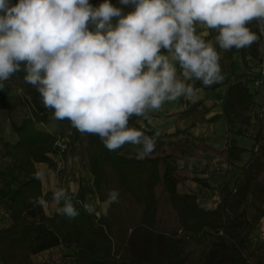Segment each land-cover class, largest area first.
<instances>
[{"label":"trees","instance_id":"1","mask_svg":"<svg viewBox=\"0 0 264 264\" xmlns=\"http://www.w3.org/2000/svg\"><path fill=\"white\" fill-rule=\"evenodd\" d=\"M110 2L122 7L124 14L132 8L120 5L119 0ZM89 3L97 7L103 0H89ZM118 19L114 17L112 24ZM248 27L259 40L248 48L227 50L229 73L222 82L212 85L213 88L224 86V92L221 112L209 120L222 118L227 132L235 136L246 134L251 126L250 112L255 98L249 88L252 77L238 71L232 59L239 54L242 66L248 70L250 59L257 57L264 42V35L260 34L264 22L253 21ZM89 30L95 31V26L90 24ZM215 33L218 30L211 31L206 38L212 39L218 49ZM15 75L29 94L32 115L15 127V143H3V156L12 164L8 172L0 173V206L8 219L6 225L0 226V264H32V254L51 247L66 250L65 255L73 264H191L182 248L184 238L202 235H212L214 239L206 256L196 264H249L252 254L245 239L249 229L246 204L255 205L264 217V124H259L248 148L238 144L235 138L227 139V166L239 171L232 181H224L219 187L218 201L212 209L201 207L196 195L177 191L175 167L168 162V155L141 160L119 150L110 152L98 136L85 133L74 153L80 164L87 167L98 200L103 202L108 190L118 189L120 203L100 211L99 216L79 210V215L69 220L55 214V210L46 213L30 202L31 198L40 196L47 200L41 180L35 178L36 163H46L55 172L57 188L66 169L59 168L55 146L58 133L36 127V123L47 122L51 109L43 107L39 92L25 82L23 70L12 76ZM188 83L194 89L203 87L199 81ZM4 100L5 96L0 94V109L6 108ZM199 105L195 102L186 110L198 109ZM201 109L209 112V108ZM136 118L131 117L129 122ZM75 131L78 130L71 125L68 146L72 145ZM68 149L60 155L64 163ZM244 154L247 157L243 160Z\"/></svg>","mask_w":264,"mask_h":264},{"label":"clouds","instance_id":"2","mask_svg":"<svg viewBox=\"0 0 264 264\" xmlns=\"http://www.w3.org/2000/svg\"><path fill=\"white\" fill-rule=\"evenodd\" d=\"M119 4L132 8L124 14L110 0L97 7L89 0H18L14 5L0 0V90L23 70L25 82L39 92L44 108L54 109L55 119L98 136L110 152L138 145L137 159L143 160L154 152L156 137L129 127L130 118L150 120L148 113L165 102L194 98L190 81L210 87L223 80L216 47L197 34V25L218 30L215 41L222 50L248 48L259 40L248 25L264 22V0ZM114 17L119 18L115 26ZM30 202L41 208L49 203L43 196ZM52 202L55 214L69 220L79 215L76 204L89 213L96 209L92 201L74 203L63 187L53 191ZM119 203V190H108L104 207Z\"/></svg>","mask_w":264,"mask_h":264},{"label":"crops","instance_id":"3","mask_svg":"<svg viewBox=\"0 0 264 264\" xmlns=\"http://www.w3.org/2000/svg\"><path fill=\"white\" fill-rule=\"evenodd\" d=\"M10 2L14 5L18 3V0H10ZM115 25L116 23L113 24V26ZM211 31L216 30L197 25V34L205 39L206 42H212L213 44L212 39L206 38ZM218 34L219 33H215L214 39ZM216 50L220 56L219 63L221 65V74L224 79L229 73L228 68L230 61L226 57V50H222L220 48ZM232 61L234 63L235 55L233 56ZM180 71L181 70L177 65L178 76ZM13 81H15V83ZM200 83L202 84V82ZM195 91L196 95L194 98L189 99L183 97L182 100L178 98L175 101L165 102L159 110L148 113V116L151 118L150 120L145 119L144 117H137L135 121L129 122V127L144 131L145 135L155 136L156 146H158L159 149L165 148L171 143V141L176 139H183L185 145L192 144L193 141H197L194 137L200 136V132H203L204 138L210 136L209 139L204 141L210 148L200 150L199 153L203 155L208 154L213 157L217 156L215 155L216 153L214 152V149H217V146H221L222 143L226 144L227 126L222 118L215 121H210L209 119L221 112V101L224 86H222L221 92L219 87L213 90H208V87H205L204 85L203 87L195 89ZM0 94L5 96L4 102L6 104V108L0 109V163L2 164V158L8 161V159L3 156V143H15L17 141L15 127L20 126L25 118L31 117L32 107L29 103V94L18 75L11 76L9 81L5 82V89L0 90ZM195 102L200 103L199 108L187 111L186 109L188 105ZM201 107L209 108V112L204 113ZM36 124L37 128L47 132L64 133L65 131H63V129L67 128V132L69 135L71 134V123L69 120L55 119L54 109L49 111L48 120L45 124ZM157 132L159 133L158 136H156ZM84 135L85 133H81L80 131L72 133V149L80 146ZM225 144H223V158L226 163ZM138 147L140 146L125 144L118 150L123 154L128 153L126 155L137 157L136 149ZM72 149H69L66 153L65 162L67 169L62 178L60 187L66 189L68 193H78L87 202H95L96 209L105 211L106 208L104 207L103 202L98 200L95 189L92 186L91 176L87 167L80 164L78 155H76ZM156 150H154V152L148 157L158 156ZM35 166L37 171L42 174V178L40 180L43 191L46 193L50 191L53 194V191L57 188L55 187L56 185H54L55 172L46 163H36ZM206 174L207 173H205V175ZM176 189L179 193H189L188 191H185V189H183L178 182L176 184ZM47 201L49 200L47 199ZM56 207L57 205L51 200L48 203V206L43 209L46 213H51ZM6 217L7 214L5 213V219L0 226L7 224L8 219Z\"/></svg>","mask_w":264,"mask_h":264},{"label":"rangeland","instance_id":"4","mask_svg":"<svg viewBox=\"0 0 264 264\" xmlns=\"http://www.w3.org/2000/svg\"><path fill=\"white\" fill-rule=\"evenodd\" d=\"M258 49L259 53L257 57L250 59L249 61L248 70L242 66L239 54H235L234 61V66H236L238 71H245L248 76L252 77L249 88L254 92L255 105L250 112L251 115H253L251 126L247 127V133L242 136H235L233 133L226 131V140L230 137L235 138L238 144L247 148L253 143V136L257 131L259 124H264V84L262 86L254 84V80L257 78L256 75L258 74L259 65L261 61L264 60V42L260 44ZM13 82L15 83V81ZM216 88L218 87L213 88V86H210L208 87V90ZM219 88L221 92L222 85H220ZM67 130V128H64V133H67ZM209 138L210 136L204 138L203 132H200V136L194 137L197 141H193L192 144L185 145L183 139H176L171 141V143L165 148L159 149L158 146L155 148V150L157 149L156 152L159 157L165 155L169 156L168 162L175 167L174 176L178 180V183H180V186L185 189V191L196 195L197 202L205 209H212L216 205L218 201V189L221 187L223 181H232L239 171V169L226 165L223 158V144L225 143H222L221 146H217V149H214V152L216 153L215 155H217L215 157L199 153L200 150L210 148L204 142ZM69 147V149H72L73 144ZM79 147L72 150L74 151ZM246 157L247 154H244L243 160L246 159ZM2 159V164L0 163V173L9 171L12 164L10 160L7 161L4 158ZM63 167L64 169H67L66 162L63 164ZM205 173L207 174L205 175ZM262 180H264V174ZM6 182L7 181H5L4 184H7ZM157 191L159 192V195L162 193L161 186L158 187ZM47 193L50 195H47V199L50 202L52 200V192L49 191ZM246 210L249 217V229L245 233V239L249 246L248 252L252 254L248 258L249 264H264V217L261 216L260 212L256 209V206L251 203L246 204ZM4 219L5 213L0 206V225ZM213 239L214 237L212 235L196 237L188 236L184 238L182 248L185 253H188L191 264L198 263L206 256ZM61 249L64 251L63 248ZM35 262L38 264L36 257Z\"/></svg>","mask_w":264,"mask_h":264},{"label":"built area","instance_id":"5","mask_svg":"<svg viewBox=\"0 0 264 264\" xmlns=\"http://www.w3.org/2000/svg\"><path fill=\"white\" fill-rule=\"evenodd\" d=\"M256 79L254 80V84L257 86H262L264 84V60L261 61L259 68H258V74L256 75ZM68 142H69V133H58L56 139H55V146L58 149L57 151V157H59V168H64L63 164L64 161L61 159L60 160V155L62 152L68 149ZM58 171V169H57ZM71 196L72 200L74 203L76 201H80L83 203H87L78 193H69ZM76 207L83 211L84 208L82 207V204H76ZM89 213V212H86ZM94 216H99L100 215V210L95 209L94 212L91 213ZM219 234H222L221 231H219ZM62 249H59L58 247H51L45 250H42L40 252H36L31 255L32 259V264H36L35 262V257L37 258V263L38 264H73L70 260L69 257H66L65 251ZM39 258V259H38ZM39 260V261H38Z\"/></svg>","mask_w":264,"mask_h":264}]
</instances>
